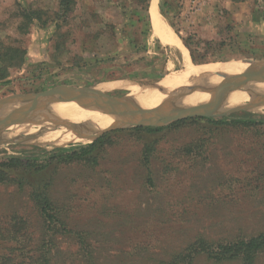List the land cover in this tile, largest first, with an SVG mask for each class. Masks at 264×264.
Returning <instances> with one entry per match:
<instances>
[{"label": "rangeland", "instance_id": "374dc122", "mask_svg": "<svg viewBox=\"0 0 264 264\" xmlns=\"http://www.w3.org/2000/svg\"><path fill=\"white\" fill-rule=\"evenodd\" d=\"M58 1L0 0V100L84 90L107 99L130 97L137 88L170 85L166 80L180 73L183 53L191 64L215 67L213 71L231 63H264V0H154L148 21H137L143 12L131 0H70L64 22L56 20ZM22 10L26 15L39 10L41 20H23ZM154 13L178 43L161 40ZM189 51L205 57L206 63H193ZM251 96L254 101L258 95ZM248 102L240 106L248 108L243 105ZM257 103L260 111L256 105L223 116L261 121L254 125L216 126L205 119L223 117H193L159 131L118 128L94 140L42 146L31 134L26 141L1 132L25 143H0V160H43L45 151L101 138L102 143L91 153L92 163H41L46 166L40 177L27 176L22 191L14 183L0 184V256L9 257L0 261L185 264L179 256L198 237L227 242L264 232V101ZM238 107L228 105L210 114ZM24 108L44 111V120L52 115L34 106ZM22 109L18 114L34 123ZM43 119L33 129L23 125L40 135L47 130L38 131ZM37 179L48 182V197L66 226L53 239H45L46 228L29 198L28 183ZM19 237L22 243L17 245ZM192 264L243 262L215 263L197 255ZM254 264H264V249Z\"/></svg>", "mask_w": 264, "mask_h": 264}, {"label": "bare ground", "instance_id": "6f19581e", "mask_svg": "<svg viewBox=\"0 0 264 264\" xmlns=\"http://www.w3.org/2000/svg\"><path fill=\"white\" fill-rule=\"evenodd\" d=\"M153 16V23L159 33L161 40L167 44L178 43L174 33L167 26H165L164 23L159 21L160 19L156 15V13H154ZM177 47H179V45ZM182 55L183 60L181 61L183 62L180 73L175 74L177 76L176 78L166 80V82L172 86L161 84L159 85V88L161 90H157L155 88H137V90L132 91V93L130 94V99H127V101L124 99L117 100L115 104L123 108H129L131 110L138 111L143 109H153L159 106L175 105L177 103H179L180 105L204 103L205 101H207V96L205 94L196 92L183 98L181 95L178 96L174 94L173 91L189 87L190 85H211L213 87L224 88L232 85L233 82L250 73V69H247V64H231L213 71L215 67L202 68L201 66H195L187 60L184 53ZM216 72H223V77L220 79L215 77ZM259 93H264V85L253 86V88H250L247 91L234 93L229 96L221 104V106L214 108L211 111L218 112L224 107H228V105L229 107H233L236 105L239 106L238 108H240L241 101H253V96H251L252 94L258 95L257 97H254V101H264V96H261V94ZM257 106L258 109L256 108V110L260 111L261 107L259 105ZM50 112L53 116L58 118H54L56 120H54L52 124L43 126V128L47 130L40 135L37 134L36 136H34L35 134L32 133H35V131L29 130L28 128L33 129L32 126L36 127V124L34 123H37L38 121L43 119V117L45 116V112L38 109L33 110L32 108L22 109V113H24L27 118L30 119V121L34 122L31 123L27 121L30 124H26L28 128L26 127V125H23L22 123L14 119L1 120L0 133H3V131H7V133L10 136H13L15 139H25L31 134L33 135V139L31 140L33 142L40 143L41 146L42 144L63 145L67 141L71 140H86V138H89L95 132L101 131L102 129L109 127L110 125L118 124V121L111 116H105L91 110L89 111L80 108L75 103L55 105L51 108ZM38 126L40 125H37V127ZM55 126H58L59 129H55Z\"/></svg>", "mask_w": 264, "mask_h": 264}, {"label": "trees", "instance_id": "16d2710c", "mask_svg": "<svg viewBox=\"0 0 264 264\" xmlns=\"http://www.w3.org/2000/svg\"><path fill=\"white\" fill-rule=\"evenodd\" d=\"M134 5L140 8L143 12V18L140 17L137 21H148V8L150 0H131ZM71 1L70 0H59L58 1V9H57V16L56 20L61 19L64 22V19L67 18V14L71 12ZM21 13L23 14V20L32 21L36 19L37 21L40 19V11H33L26 15V11L22 10ZM48 20V19H47ZM46 20V23H47ZM29 23V22H28ZM186 46V45H185ZM190 52V58L192 62L195 64H204L206 63L205 57H195L192 51ZM236 116L232 115L230 117H223L220 119H205L206 121L212 123L216 126H225L229 123H241L247 124L250 123L252 125L256 124L257 121L254 118L248 117L246 120H238L234 119ZM188 121V120H187ZM185 121H180L175 124L170 125L171 127L175 125H179L184 123ZM169 126V127H170ZM165 127V128H169ZM163 128H134L130 131H159ZM108 137V135H105ZM102 139V138H101ZM99 139L93 143L85 144V145H78V146H68V147H61L57 148L53 151H45V156L43 160L36 157H28V158H17V157H7L0 160V184H9L14 183L17 185L19 190H24L25 187V180H29L30 177L27 176H39L41 172L45 169L44 165L41 163L50 164L56 161L57 164L60 162H67L70 160H78L84 163L89 162L92 163L95 161V158L90 157L91 153L95 150V147L102 143V140ZM145 153V152H144ZM143 153V154H144ZM145 162H147L148 157L145 156L142 158ZM56 164V165H57ZM146 172L149 173V168L146 167ZM15 173V175H14ZM20 175H17V174ZM13 176V177H12ZM16 177V178H14ZM39 179L35 180L34 182L28 183L29 188V198L30 201L33 203L34 207L36 208L40 219L42 220L46 232H45V239H53L54 236L60 232H65L66 226L63 222L60 213L57 211L54 203L48 197V182L42 180L38 182ZM150 183V180L148 179ZM62 231V232H61ZM13 238H15V234H12ZM21 237L16 240V244L19 245L22 242H19ZM44 239V240H45ZM43 240V241H44ZM47 247V246H46ZM16 248V247H15ZM264 249V232L258 233L257 235L250 236V237H237L230 241L225 242H210L207 241L203 237H198L195 239L193 243H191L187 248L182 257L183 263L185 264H192V260L197 255H203L208 260H211L215 263H220L227 260L238 259L243 262V264H254L256 256ZM3 257V258H2ZM9 257L0 256V260L8 259ZM176 260L172 262V264H176ZM0 264H3L0 261Z\"/></svg>", "mask_w": 264, "mask_h": 264}, {"label": "water", "instance_id": "95a60500", "mask_svg": "<svg viewBox=\"0 0 264 264\" xmlns=\"http://www.w3.org/2000/svg\"><path fill=\"white\" fill-rule=\"evenodd\" d=\"M153 0H150V5ZM234 64V63H231ZM227 64V65H231ZM247 64V63H246ZM250 73L238 79L235 83L228 87L218 88L211 85H197L188 88L173 91L176 95L182 97L189 96L193 93L205 94L207 101L193 105H180L179 103L170 106H159L153 109L131 110L123 108L115 104L117 100L130 99L129 97L122 99H107L98 91H48L39 94L12 95L0 100V120L14 119L22 124L30 125L22 116L18 114L19 110L26 106H34L43 110L51 111L55 105L64 103H75L80 108L91 110L105 116H111L118 121L116 125H110L95 132L88 139L94 140L98 135L104 132L118 128H143V127H164L172 123L193 117H223L228 116L237 111H249L248 108L256 106L257 101L244 103L248 107H240L225 114L212 115L211 110L221 106V104L232 94L244 92L253 88V86L264 85V63L247 64ZM223 72H216L215 77L222 78ZM153 89V88H152ZM161 90L160 88H155ZM53 115L48 114L40 126L38 131L45 128L43 126L54 122ZM33 127V126H32ZM35 127V126H34ZM55 129L59 127L55 126ZM0 143L5 144H23L25 142L15 141L0 135Z\"/></svg>", "mask_w": 264, "mask_h": 264}]
</instances>
